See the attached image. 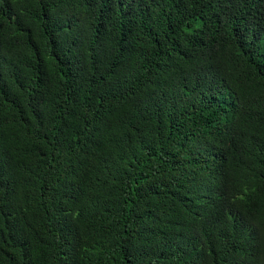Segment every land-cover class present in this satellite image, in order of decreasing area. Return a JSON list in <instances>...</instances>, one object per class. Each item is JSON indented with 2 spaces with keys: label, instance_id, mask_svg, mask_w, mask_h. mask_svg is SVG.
Here are the masks:
<instances>
[{
  "label": "trees",
  "instance_id": "trees-1",
  "mask_svg": "<svg viewBox=\"0 0 264 264\" xmlns=\"http://www.w3.org/2000/svg\"><path fill=\"white\" fill-rule=\"evenodd\" d=\"M0 264H264V0H0Z\"/></svg>",
  "mask_w": 264,
  "mask_h": 264
},
{
  "label": "clouds",
  "instance_id": "clouds-1",
  "mask_svg": "<svg viewBox=\"0 0 264 264\" xmlns=\"http://www.w3.org/2000/svg\"><path fill=\"white\" fill-rule=\"evenodd\" d=\"M0 74L4 75V76H8L6 69L3 66H0ZM1 81V80H0ZM2 84H4L3 81H1Z\"/></svg>",
  "mask_w": 264,
  "mask_h": 264
}]
</instances>
